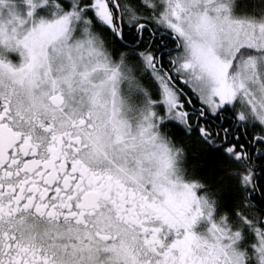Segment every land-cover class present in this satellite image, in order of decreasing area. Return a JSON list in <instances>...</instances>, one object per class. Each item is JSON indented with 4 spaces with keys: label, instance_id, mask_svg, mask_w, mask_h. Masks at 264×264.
<instances>
[{
    "label": "snow or ice",
    "instance_id": "6c2138e0",
    "mask_svg": "<svg viewBox=\"0 0 264 264\" xmlns=\"http://www.w3.org/2000/svg\"><path fill=\"white\" fill-rule=\"evenodd\" d=\"M24 2L0 0V264H264V14Z\"/></svg>",
    "mask_w": 264,
    "mask_h": 264
},
{
    "label": "flooded vegetation",
    "instance_id": "af4514ba",
    "mask_svg": "<svg viewBox=\"0 0 264 264\" xmlns=\"http://www.w3.org/2000/svg\"><path fill=\"white\" fill-rule=\"evenodd\" d=\"M232 14L233 16L240 18L243 15L255 16L259 18L262 14H264V0H233L232 5ZM9 59L15 63L19 64L21 57L19 53H8ZM226 210V209H225ZM218 204L216 215L218 216L221 211H225ZM208 227L206 221H200L195 227L194 231L201 232L204 231ZM242 240L239 242V247L243 250L246 249L251 255L253 249L250 247V244L253 242L254 237L251 233L248 232L247 229L242 233ZM246 264H257L255 258H250L246 260Z\"/></svg>",
    "mask_w": 264,
    "mask_h": 264
},
{
    "label": "trees",
    "instance_id": "16d2710c",
    "mask_svg": "<svg viewBox=\"0 0 264 264\" xmlns=\"http://www.w3.org/2000/svg\"><path fill=\"white\" fill-rule=\"evenodd\" d=\"M200 174L208 181L215 190L216 188H221L231 182V178L224 174L223 170L217 167L216 160L213 158V154L209 153V159L203 168L198 170ZM222 177V179H221ZM219 205L222 209L228 210L231 204V198L229 194L225 191H221L218 196Z\"/></svg>",
    "mask_w": 264,
    "mask_h": 264
},
{
    "label": "rangeland",
    "instance_id": "374dc122",
    "mask_svg": "<svg viewBox=\"0 0 264 264\" xmlns=\"http://www.w3.org/2000/svg\"><path fill=\"white\" fill-rule=\"evenodd\" d=\"M10 7H15V9L21 14V16H24L26 15V10L28 8V5L24 2V0H13V5H11ZM2 15L6 17L8 15V10L4 9ZM34 15L36 17H39L41 15H47V18H51L50 14L46 13L45 8L43 7L37 8ZM244 16H248V15H243L241 17Z\"/></svg>",
    "mask_w": 264,
    "mask_h": 264
}]
</instances>
